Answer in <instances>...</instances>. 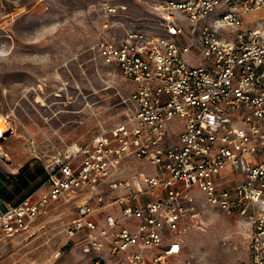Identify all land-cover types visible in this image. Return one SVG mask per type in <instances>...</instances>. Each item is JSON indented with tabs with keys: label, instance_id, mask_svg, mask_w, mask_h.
I'll use <instances>...</instances> for the list:
<instances>
[{
	"label": "built area",
	"instance_id": "2783aa9c",
	"mask_svg": "<svg viewBox=\"0 0 264 264\" xmlns=\"http://www.w3.org/2000/svg\"><path fill=\"white\" fill-rule=\"evenodd\" d=\"M138 1L159 30L129 27L96 46L132 81L123 117L61 155L36 154L46 178L15 202L0 199V243L62 205L68 237L85 230L83 264H166L202 201L248 227V258L218 264H264V17L244 22L264 0ZM133 160L151 169L127 170ZM227 167L239 178L224 181Z\"/></svg>",
	"mask_w": 264,
	"mask_h": 264
},
{
	"label": "rangeland",
	"instance_id": "374dc122",
	"mask_svg": "<svg viewBox=\"0 0 264 264\" xmlns=\"http://www.w3.org/2000/svg\"><path fill=\"white\" fill-rule=\"evenodd\" d=\"M106 1L125 7L108 13ZM249 17H264V8ZM157 19L138 0H0V199L17 200L41 180L37 153L44 160L61 155L67 144L90 139L100 123L123 117L132 81L116 63L104 62L96 46L118 41L129 27L158 31ZM191 61L203 62V56ZM135 164L127 170L151 169L146 161ZM68 211L55 206L1 242L0 264H81L88 247L84 237L66 234ZM181 227L183 250L166 264L248 258L247 225L210 204L200 201Z\"/></svg>",
	"mask_w": 264,
	"mask_h": 264
},
{
	"label": "crops",
	"instance_id": "0c3cea01",
	"mask_svg": "<svg viewBox=\"0 0 264 264\" xmlns=\"http://www.w3.org/2000/svg\"><path fill=\"white\" fill-rule=\"evenodd\" d=\"M261 8H257V9H252V10H250V11H248L246 14H245V17H244V22L245 23H251V22H254V20L255 19H257L258 17H255V18H253V17H249V13H251L252 11H257V10H260ZM133 161H136L137 163H139L140 164V162H141V160H133ZM131 162V161H130ZM136 162H134V163H136ZM132 163V162H131ZM223 173H224V175H223V180L224 181H232V180H234V179H236V178H239V174L232 168V167H227V168H225L224 170H223ZM153 196V195H152ZM147 197H151V194H148V196ZM72 214V212L71 211H68L67 212V216H68V218L70 217V215ZM228 216H230V215H228ZM234 220H235V222H239V223H244L240 218H238V217H234ZM127 222V225L128 226H130V227H134L135 226V223H136V220L134 219V218H130V219H128V220H126ZM84 233H85V230L83 231V230H81L79 233H77L78 235L77 236H83L84 235ZM247 233H248V229H247ZM182 250H183V248H182ZM182 252V251H181ZM174 256V255H173ZM85 257H86V254L84 255V261L81 263V264H83L84 262H85ZM172 256H170L169 258H171ZM169 258L167 259V262H168V260H169ZM148 264H153V263H151V262H149Z\"/></svg>",
	"mask_w": 264,
	"mask_h": 264
},
{
	"label": "trees",
	"instance_id": "16d2710c",
	"mask_svg": "<svg viewBox=\"0 0 264 264\" xmlns=\"http://www.w3.org/2000/svg\"><path fill=\"white\" fill-rule=\"evenodd\" d=\"M41 167H42V166H41ZM40 170L43 171V168H41ZM30 175H31V174H30ZM20 176H21V175L19 174V178H20L21 181H23L24 183H28V181H27V177H26V176H24V177H20ZM45 178H46V173L43 174L41 180L37 181V182L34 184V186H32V187L28 190L27 193H25L24 195L20 196L18 199H20L21 197L25 196L26 194L32 192V191H33L32 189H33L34 187H36L37 185H39V184L41 183V181L45 180ZM1 190H4V188H1ZM31 190H32V191H31ZM18 199H17V200H18ZM17 200H14V202L17 201Z\"/></svg>",
	"mask_w": 264,
	"mask_h": 264
},
{
	"label": "bare ground",
	"instance_id": "6f19581e",
	"mask_svg": "<svg viewBox=\"0 0 264 264\" xmlns=\"http://www.w3.org/2000/svg\"><path fill=\"white\" fill-rule=\"evenodd\" d=\"M4 123H3V120L2 118L0 117V138L4 137Z\"/></svg>",
	"mask_w": 264,
	"mask_h": 264
}]
</instances>
